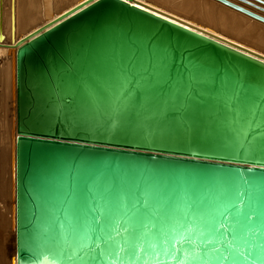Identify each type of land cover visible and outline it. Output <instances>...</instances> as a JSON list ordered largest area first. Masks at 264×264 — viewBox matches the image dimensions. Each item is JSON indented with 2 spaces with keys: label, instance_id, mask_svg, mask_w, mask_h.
<instances>
[{
  "label": "water",
  "instance_id": "95a60500",
  "mask_svg": "<svg viewBox=\"0 0 264 264\" xmlns=\"http://www.w3.org/2000/svg\"><path fill=\"white\" fill-rule=\"evenodd\" d=\"M44 21L14 53L15 264H264V53L140 0Z\"/></svg>",
  "mask_w": 264,
  "mask_h": 264
},
{
  "label": "bare ground",
  "instance_id": "6f19581e",
  "mask_svg": "<svg viewBox=\"0 0 264 264\" xmlns=\"http://www.w3.org/2000/svg\"><path fill=\"white\" fill-rule=\"evenodd\" d=\"M47 1L48 0H0V34L4 36L3 42H0V264H15V243H14V140H15V61H14V53H15V45L20 39L24 38L28 34L33 33L35 30H37L38 28L42 27L45 24L44 10H45V5ZM83 1L85 0H80L78 2L76 0H50L51 7L54 12V16H59L61 14H64L65 12L72 9L76 5L82 3ZM73 3L75 4L72 5ZM151 6L158 8V6H154V5H151ZM177 8L180 9L179 5ZM35 9H37V11H35ZM224 10H227V9L224 8ZM226 14H228L227 11H226ZM38 15L40 17L41 22L38 26L36 25L37 27H35L34 29L32 28V25L37 22ZM229 15L230 17L236 16L234 12H230V11H229ZM202 16L204 15L202 14ZM185 21H188V20H185ZM207 22H210V21L208 20ZM241 22L243 24V21ZM196 26L206 29L205 27H202L199 25H196ZM30 28L32 29L29 33H27L24 36L21 35L22 33L28 32ZM230 28H227V29H230ZM255 29L256 30L260 29L261 31L264 30L263 26L257 22H256V25H254V32L256 31ZM208 31L218 35V33L214 31H211V30H208ZM257 36H259L260 41H264V33H259ZM222 37L229 39L232 42H235L234 40L227 38L225 36H222ZM235 43L240 44L244 47L250 48L244 44H241L238 42H235ZM257 43H260V42L257 41Z\"/></svg>",
  "mask_w": 264,
  "mask_h": 264
},
{
  "label": "rangeland",
  "instance_id": "374dc122",
  "mask_svg": "<svg viewBox=\"0 0 264 264\" xmlns=\"http://www.w3.org/2000/svg\"><path fill=\"white\" fill-rule=\"evenodd\" d=\"M76 1L78 2L80 0H76ZM77 2H75V3H77ZM143 2H145V3L149 4V5L151 4V5H154V6H158V9H161V10H163L165 12L171 13V14H173L175 16H178V17H180L182 19L188 20V21H190V22H192V23H194L196 25L205 27L208 30H211V31H214V32L218 33L219 35H222V36H225L227 38H230V39L234 40L235 42L244 44V45L250 47L253 50H256L258 52L264 53V45H263L264 41H260L259 36H257L259 33H264V30L261 31L260 29H257V30L255 29L256 30L255 32L257 33V35L254 32V25H256V22L261 24L263 26V29H264V24H262V23H260L258 21L252 20L251 18H248V17L242 15L241 13H238V12H236L234 10H231V9H229V8L219 4L217 2H214L212 0H200V1L199 0H192V1L191 0L190 1L189 0H154V1L153 0H144ZM211 2H213V3H211ZM75 3H73L72 5H74ZM174 3H175V5H174ZM72 5H70V6H72ZM159 5H160V7H159ZM167 5H168V7H167ZM178 5H179L180 9L177 8ZM224 8L227 9V10H224ZM35 11H37V9H35ZM176 11H178V12H176ZM181 11H182V13H181ZM226 11H227L228 14H226ZM229 11L230 12H234L236 16L230 17ZM202 14L204 16H202ZM221 16H223V17H221ZM240 17H242V18H240ZM240 19H241V21H243V24L240 21ZM208 20L210 22H207ZM40 22H41V20H40V17L38 15L37 22L32 25V28L35 29V27H37L40 24ZM248 24H249V26H248ZM239 26H240V28H239ZM32 28H30L28 32L22 33L21 35L22 36L26 35L27 33H29L31 31ZM227 28H230V29H227ZM14 32H15V30H14ZM236 32H237V34H236ZM250 41H251V43H250ZM255 41H256V43H255ZM257 41H259L260 43H257ZM261 43H262L263 46L261 45ZM4 51H6V50H4Z\"/></svg>",
  "mask_w": 264,
  "mask_h": 264
}]
</instances>
